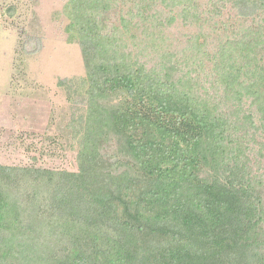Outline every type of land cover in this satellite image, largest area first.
<instances>
[{
  "label": "trees",
  "instance_id": "16d2710c",
  "mask_svg": "<svg viewBox=\"0 0 264 264\" xmlns=\"http://www.w3.org/2000/svg\"><path fill=\"white\" fill-rule=\"evenodd\" d=\"M220 1L239 18L264 14V0ZM67 8L86 69L79 167L0 166V248L7 231L26 233L45 216L75 230L42 264H264V153L251 162L253 138L232 139L256 126L253 110L264 124V73L245 69L258 53V26L222 44L220 58L234 51L243 62L229 72L220 64L235 87L224 96L233 109L218 111L115 49L108 58L110 41L94 18L107 0H70ZM28 184L43 191L30 209L10 200Z\"/></svg>",
  "mask_w": 264,
  "mask_h": 264
},
{
  "label": "rangeland",
  "instance_id": "374dc122",
  "mask_svg": "<svg viewBox=\"0 0 264 264\" xmlns=\"http://www.w3.org/2000/svg\"><path fill=\"white\" fill-rule=\"evenodd\" d=\"M182 2L107 0L108 10L94 18L110 41L108 58L115 49L131 59L130 64L135 59L166 84L208 102L215 110L230 112L234 99L224 96L235 86L220 64L229 72L230 63L235 66L243 60L234 51L222 58L218 53L227 39H238L248 27L258 26L254 39L258 53L247 59L245 69L255 76L264 73V14L258 19L239 18L230 3L220 0H186L188 10L184 11ZM69 3L0 0V166L78 170L79 140L87 119L86 89L81 83L86 69ZM258 89L264 94L263 87ZM248 102L249 98L240 104L241 112ZM249 113H255L256 126L247 133L240 128L232 139L252 137L245 154L258 162L264 153L258 155L260 145L264 150V124L258 122L255 110ZM251 165L255 172L258 163ZM33 189L35 199L30 194ZM38 190L42 191L34 184L25 185L19 192L12 190L10 200L19 204L24 199L30 209L41 201L43 191ZM29 222L31 229L26 233L16 227L6 232L0 248L2 264H42L55 252L61 254L67 235L75 230L45 216ZM66 227H71L68 232Z\"/></svg>",
  "mask_w": 264,
  "mask_h": 264
}]
</instances>
